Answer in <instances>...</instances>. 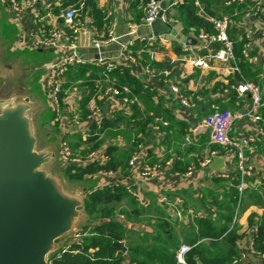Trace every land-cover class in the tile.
<instances>
[{"label":"crops","instance_id":"obj_1","mask_svg":"<svg viewBox=\"0 0 264 264\" xmlns=\"http://www.w3.org/2000/svg\"><path fill=\"white\" fill-rule=\"evenodd\" d=\"M19 1L25 2L26 0ZM64 1L62 0L60 4ZM85 1L79 2L78 6L66 7L77 9L80 20L85 24L84 29L78 34L74 47V51L81 56L84 64L96 65L95 59L98 57L91 49L92 29L101 33L112 32L113 35L121 38L127 32V26L133 25L138 27L136 36L148 37L152 35L150 28L141 26L144 15L143 0H93L104 16L103 29L96 27L90 8L83 10ZM171 1L173 0H165L166 8L169 7ZM226 1L198 0L202 10L206 9L219 18L228 17L230 19L231 23L227 34L237 46L242 44L241 51L246 44L249 45V58L243 57L242 64L246 66L244 69L240 67L238 72L230 70L231 66L237 67V59L226 63L207 60L208 56L220 48V44L199 40V34L204 32L202 29L197 33L184 32L183 26L175 18L166 16V19H171L173 22L165 23L176 32V35H164L163 37L167 40L165 44H157V49L153 51L146 49L144 52L157 64L156 69H151L154 73L153 76L145 72L146 65L142 62L143 53L140 50L136 52L138 58L141 59L137 58L136 61L137 79L149 87L148 93L137 98V108L141 113L160 115L159 120L167 125H161L162 127L159 125L156 130L151 128L148 137L137 147L135 154L139 157V163L161 164L163 171L156 177L143 178L140 177L138 168L128 165L126 170L115 173L114 177L96 175L84 180L91 182L90 192L98 187L115 185L122 188L137 203L143 210L146 220L140 221L136 225L126 223L127 228L152 233V229L148 225L154 223L155 213L159 209L166 211L172 222L177 221L178 224L175 227L177 231L183 229L187 232L191 227L196 228V220L206 217L205 211L207 210H209L208 214L217 218L214 209H210L207 205L203 206L205 204L202 200L203 195L212 193L221 200L224 198V188L228 189L227 185L230 182L226 180L221 182V179L216 175L219 171H214L211 166L202 168L198 165V161L206 153L219 149V146L210 143L212 135L210 129L203 128L201 125L215 112L244 113L247 101L240 98L233 89L237 83L230 84L235 79L236 73L243 80L257 83L264 102V0H245L244 3L231 5H227ZM180 3L182 0H179L178 4ZM0 5L1 21L5 30L18 37L17 41L10 46L9 53L11 54L33 52L31 33L36 28L35 15L38 12L45 17V26L48 30L62 25L55 20V14L52 11L53 8L59 6L57 0H38L34 4L26 6L18 16L12 15L7 10L4 0H0ZM48 5L51 6L49 11L46 8ZM175 7L170 6L168 9L171 10ZM197 15L200 17L198 8ZM188 38L194 39L196 43L187 45ZM44 51L43 54H35L37 61L47 62L60 54L59 48ZM116 52L117 47L113 44L103 48L100 54L107 59H114ZM197 59L207 60L209 66L206 68L194 67L192 61ZM159 71H163V75ZM170 86H177L181 94L196 103L194 108L185 112V116L180 115V103L178 98L171 93ZM45 89L43 78L39 84V91L48 101ZM232 92L236 94L234 103L230 100ZM83 95V89L71 90L63 100L58 121L53 118L51 112L49 122L53 134L59 141L64 139L67 142L79 144L74 152L82 160V164H86L93 161H87L88 154H83V151L88 147L84 143L89 134L88 127L86 119H81L80 115L75 112L77 102ZM98 101L102 100L92 99L87 109L99 106ZM237 103L239 105H236ZM107 104L100 105L101 108L106 106V111L102 114L104 118L113 122L115 128L105 131L102 138L107 145L118 146L119 150H126L133 146V137L135 136L128 134L124 129L125 124L133 118V113L129 106H122L118 101H108ZM261 116L264 121V109L261 111ZM56 122H58V126L53 128ZM109 132L112 134H108ZM246 133L256 134V126L248 122L246 118L234 122L232 134ZM99 152L96 160L103 164L107 161L103 147ZM221 155L230 161L228 155L223 152ZM246 157L248 163L254 167L255 176L250 180L249 187L242 196L243 199L241 198L242 200L236 206L237 214L233 217L229 230L233 227L236 228L238 253L244 256L242 264H264V260L247 251V244L254 238L261 218L264 217V206L256 204V200L248 197L249 192L260 194L264 192V138L259 137L256 140L252 151L248 152ZM226 160L224 166H226ZM231 161L234 162V158ZM188 171H190V175L187 176ZM189 211L195 215L200 214V217L191 220L190 216L186 217ZM89 226L90 224L87 225V227ZM199 242L201 241H197L196 244ZM68 245L69 240L66 246Z\"/></svg>","mask_w":264,"mask_h":264},{"label":"trees","instance_id":"obj_2","mask_svg":"<svg viewBox=\"0 0 264 264\" xmlns=\"http://www.w3.org/2000/svg\"><path fill=\"white\" fill-rule=\"evenodd\" d=\"M82 0H65L58 7L53 8V14H58L60 9L69 6H78ZM149 0H143L145 7ZM90 8L96 27L103 29L104 16L98 10L93 0H86L83 10ZM137 8V5H136ZM164 11V16L176 19L183 26L184 32L192 31L197 33L200 29L205 33H211L213 26L211 23L197 15V7L194 0H182L174 9ZM168 9V10H167ZM203 11L213 18H219L206 9ZM84 13V12H83ZM83 15V14H82ZM228 35V34H227ZM229 37V36H228ZM230 39V37H229ZM233 42V54L237 59L238 69L245 68L242 64L244 58L240 46ZM157 44L148 46L146 42L136 40L132 47L133 55L138 58L136 52L143 53V64L151 69L157 67L148 54H144L146 49L151 51L157 49ZM160 50V49H159ZM142 56V55H141ZM138 60H141L138 58ZM231 64V63H230ZM163 75V71H159ZM62 91L59 95L60 109L63 100L73 89H83L84 95L77 102L75 112L81 119H86L89 114L88 104L92 99L98 98L102 88L106 86L115 87L120 93V98L128 100V106L133 113V118L125 124V131L133 137L132 147L126 150H119L118 146L107 145L102 136L105 131L115 128L111 120L103 118L99 127L91 126L86 141L88 147L83 154L97 152L102 147L105 163L97 160L86 164H78L65 169V178L68 181H81L98 175L100 172H122L128 167L129 159L137 152V147L148 137L158 114L141 113L137 108V98L149 92V87L133 77L130 67L118 66L115 69L107 70L93 64L70 65L63 75ZM235 79L231 83H239L243 79L236 73ZM101 88V89H100ZM126 88L127 92L123 89ZM231 102L234 103L236 94H230ZM103 101H98L99 106ZM224 112V111H222ZM53 118L55 115L53 114ZM58 126L54 123L53 128ZM161 126V125H160ZM162 127V126H161ZM167 130L169 128H166ZM108 134H112L109 132ZM74 151L78 143L68 142ZM212 151V150H210ZM237 174L234 176L236 178ZM221 182H225L222 179ZM235 181L224 188L223 199H218L215 194H205L203 199L205 204L214 209L217 218L205 211L206 217L196 220V228H190L187 232L183 229L175 230L177 221L172 222L166 211L159 209L155 213L154 223L148 225L152 229L150 232H140L135 228H127L126 223L136 225L140 221H145V214L136 202L119 186L108 185L98 187L86 194L84 198L85 211L92 223L88 227L85 236L71 240L68 247L61 250L57 255L49 259L50 264H175V250L178 244H188L192 249L185 257L186 264H232L238 260V236L236 228L229 230L232 219L238 204V193L234 188ZM248 197L256 200V204L264 206V192L248 193ZM243 199V197H241ZM240 198V200H242ZM124 206V207H123ZM120 207V208H119ZM122 216L123 219H119ZM253 218V217H252ZM251 220V219H250ZM142 233V236L140 234ZM81 234V233H80ZM203 240V241H202ZM197 241H201L196 244ZM113 243H124L125 252L113 247ZM253 244L264 260V217L261 218L257 231L253 238Z\"/></svg>","mask_w":264,"mask_h":264},{"label":"water","instance_id":"obj_3","mask_svg":"<svg viewBox=\"0 0 264 264\" xmlns=\"http://www.w3.org/2000/svg\"><path fill=\"white\" fill-rule=\"evenodd\" d=\"M160 9L149 27L152 35L175 36L161 20L164 2ZM1 20L0 5V264H50V256L68 243L61 239L92 223L84 203L92 184L66 180V166L58 157L60 141L49 122L52 111L39 91L52 60L37 61L35 54L45 52L39 48L9 53L18 37ZM195 43L186 40L187 45ZM101 110L105 113L106 106ZM48 166L56 170L48 171ZM210 166L220 171L224 159L216 158ZM113 247L126 251L122 243Z\"/></svg>","mask_w":264,"mask_h":264},{"label":"built area","instance_id":"obj_4","mask_svg":"<svg viewBox=\"0 0 264 264\" xmlns=\"http://www.w3.org/2000/svg\"><path fill=\"white\" fill-rule=\"evenodd\" d=\"M36 1L38 0H26L25 2L19 0H4V4L12 15L18 16L26 6L34 4ZM61 1L62 0H57V4L59 5ZM162 2L165 3V0H149L147 5L143 8L144 15L141 21V26L146 28L150 27V24L156 19L158 13L161 11L160 4ZM244 2L245 0H227L225 3L231 5L233 3L240 4ZM178 3L179 0H173L170 2L169 7L176 6ZM194 4L198 8L200 17L211 23L213 26V33L207 34L201 32L198 36L199 40L220 44V48L215 53L208 56L207 60L223 63L234 61L235 58L232 51L233 42L227 35V30L231 23L230 19L228 17H209L200 7L198 0H194ZM46 8L49 11L51 6L48 5ZM164 11L165 10L162 11L161 20L168 24L173 22L171 19L165 18ZM55 20L62 25L48 30L45 26V17L42 16L40 12L35 15L36 28L33 33H31V47L46 51L60 49V54L49 63L48 71L44 78L48 103L52 114L55 115L54 119L58 121L61 113L59 95L62 91V84L64 82V71L70 65L84 64L81 56L74 51V47L78 34L84 29L85 24L80 20L78 10L72 7L59 10L58 14L55 15ZM137 29L138 27L136 26L128 25L127 32L121 38L113 35L112 32L101 33L96 29H92L91 49L96 56H98L95 59L96 65L99 67H105L107 70L115 69L118 66H128L130 67L131 75L138 78V73L135 69L137 59L132 52L134 41H143L146 42L148 46H153L154 44H165L167 40L163 37L164 35L157 37L153 35H149L148 37L136 36ZM126 37L127 39H125ZM113 44L117 47L114 59H107L100 54L103 48ZM242 55L245 59L249 58L248 44L243 47ZM207 60L197 59L192 61V64L194 67L206 68L209 66ZM230 70L238 72L236 66H231ZM145 72L150 76H153L154 74L148 65L145 67ZM233 89L240 98L247 101V108L243 114L233 111L215 112L210 118L204 121L201 127L210 129L212 133L210 143L219 146V149L206 153L205 156L198 161V165L202 168L209 167L211 162L216 158H223L225 164L226 159L221 155V152L228 155L230 161L226 160V166H224L223 170L221 169L216 175L219 179L229 182L236 180L234 188L238 193L239 203L240 198L249 187L250 180L255 176L254 167L248 163L246 154L252 151L255 142L259 137L264 138V121L261 116V111L264 109V102L262 101L260 89L254 81L243 80L237 83L236 87ZM123 91L127 92V89L124 88ZM170 91L178 98V102L181 106V116H185V112L195 107L196 103L190 101L186 96L181 94L177 86H170ZM119 93L120 92L115 87L106 86L102 88L98 94V98L103 101V104L115 100L121 103L122 106H128L129 102L127 98L118 97ZM236 105H239V103ZM103 118L104 116L100 106L96 105L91 107L89 114L86 116L88 132L91 126L99 127ZM243 118H246L248 122H251L256 126V134H232L234 122L241 121ZM159 125L166 126L167 124L156 119V123L152 128L156 130ZM99 153L100 152L97 151L88 154L87 161L96 160ZM58 157L64 163L66 168L82 164V160H80L64 139L60 141ZM232 158H234V162L231 161ZM128 165L129 167L138 168L139 175L143 178L156 177L163 171L161 164L149 165L147 163H139V157L137 154H134L130 158ZM236 174L237 176L235 178L234 176ZM98 175L108 178L114 177V173L112 172H100ZM188 175H190V171H188L187 176ZM236 214L237 210L234 217ZM187 215L188 216L186 217L190 216L191 220L200 217V214L195 215L191 211L187 212ZM178 217H180V214H178ZM118 218L123 219L122 216H118ZM78 237H80V235H76V238ZM67 247L68 246L65 248ZM191 249L192 246L188 244L182 243L178 245L175 250V264H186L185 257ZM247 251L249 254L257 256L263 260V257L256 252L254 248L253 238L247 244ZM243 259L244 256L240 255L239 259L232 262V264H242Z\"/></svg>","mask_w":264,"mask_h":264},{"label":"rangeland","instance_id":"obj_5","mask_svg":"<svg viewBox=\"0 0 264 264\" xmlns=\"http://www.w3.org/2000/svg\"><path fill=\"white\" fill-rule=\"evenodd\" d=\"M44 135V134H43ZM68 143V142H67ZM38 149H42L43 148V144L42 145H38V147H37ZM57 167V166H56ZM46 169H48V171H55L56 170V168H52V167H50V166H48V167H46ZM120 208V207H119ZM88 230V227H87V225L86 226H83V227H80L79 229H77L75 232H74V234H72V235H69V236H67V237H65V238H63V239H61L59 242H62V241H64V240H69V243H70V240H72V239H75L76 238V235H84L85 236V234H86V231ZM81 233V234H80ZM68 248V247H67ZM56 255V253H53L51 256H50V258L51 257H53V256H55Z\"/></svg>","mask_w":264,"mask_h":264}]
</instances>
